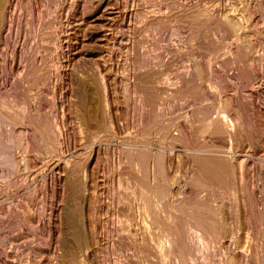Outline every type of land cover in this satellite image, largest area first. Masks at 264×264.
Masks as SVG:
<instances>
[{
	"label": "rangeland",
	"instance_id": "obj_1",
	"mask_svg": "<svg viewBox=\"0 0 264 264\" xmlns=\"http://www.w3.org/2000/svg\"><path fill=\"white\" fill-rule=\"evenodd\" d=\"M34 1L1 10L0 264H264V0Z\"/></svg>",
	"mask_w": 264,
	"mask_h": 264
},
{
	"label": "bare ground",
	"instance_id": "obj_2",
	"mask_svg": "<svg viewBox=\"0 0 264 264\" xmlns=\"http://www.w3.org/2000/svg\"><path fill=\"white\" fill-rule=\"evenodd\" d=\"M6 1L7 0H0V31H1V27H2V15H1V10H2V6L3 5H5V3H6ZM49 1V0H48ZM43 2V3H42ZM49 3V2H48ZM20 4V3H19ZM30 4V3H29ZM28 4V5H29ZM35 4L37 5V7L35 6ZM50 4V3H49ZM31 6V5H30ZM29 6V7H30ZM41 6H47V3H46V1L45 0H35L34 1V4L32 5V7L31 8H34V10L36 9L37 11L38 10H40V7ZM22 9H23V6L21 7ZM4 9V8H3ZM30 9V8H29ZM28 9V10H29ZM32 10V9H31ZM42 11V10H41ZM41 11H39V17H41V21H39L40 22V24H39V28H38V36H40L41 34H42V30H43V28L46 26L45 24L47 23H43V12H41ZM32 12H33V10H32ZM38 13V12H37ZM192 17V16H191ZM225 17H227V16H225ZM229 17V16H228ZM202 18V17H201ZM178 19V18H177ZM195 19V18H194ZM208 20V19H207ZM28 21V20H27ZM31 22H33V20L31 19L30 20ZM29 21V22H30ZM185 21H187V20H185ZM195 21H197V20H195ZM228 21V22H227ZM227 21H225V22H227L228 23V29H229V31H231V32H234L236 29H237V25H236V23L233 21V20H227ZM38 21H37V23H39ZM9 23V22H8ZM35 23V22H34ZM50 22H48V24H49ZM26 24V23H25ZM27 24H28V22H27ZM31 25L32 24H30V27H31ZM191 25V24H190ZM223 25V24H222ZM36 26V25H35ZM189 26V25H188ZM204 26V24H202V23H198V22H194L193 23V26L192 27H190V28H188V29H190L191 31H190V33H191V35L194 37V38H196L197 39V36H198V38H200L204 33H205V28L203 27ZM28 27H29V25H28ZM209 27V26H208ZM225 28V27H224ZM28 29H30V28H28ZM36 30V29H35ZM19 31V30H18ZM29 32H30V30H28ZM207 32V31H206ZM242 32V31H241ZM47 34V33H46ZM216 34V33H215ZM227 34V33H226ZM28 35V34H27ZM30 35V34H29ZM29 35H28V37H29ZM36 35V36H37ZM43 36V35H42ZM16 37V36H15ZM26 37V36H25ZM193 37H191L192 39H193ZM42 38V37H41ZM202 38V37H201ZM26 39H27V37H26ZM25 39V40H26ZM41 40V39H40ZM190 41V40H189ZM25 42V41H24ZM191 42V41H190ZM216 43V42H215ZM251 43V42H250ZM192 44V43H191ZM188 46V45H187ZM214 46V45H213ZM251 47H253V45L251 46ZM250 47V48H251ZM240 48V47H239ZM17 51V50H16ZM34 54H33V51L32 52H30L29 53V55L28 56H24V57H22L21 58V60L23 59V62H25V68H26V70H25V73H24V75H23V84H25V82H26V86H24L23 84L21 85L22 87V91L21 90H19L20 91V93H22V95H24L26 92L25 91H30V89L31 88H33V87H35V86H37L38 87V84H40V79H41V73H39V68L37 67V66H35V64H34V62H33V60L35 59L34 58ZM242 57V56H241ZM43 59V58H42ZM36 60V59H35ZM13 61V60H12ZM43 62V61H42ZM174 62V61H173ZM237 64V63H236ZM246 66V65H245ZM198 67V66H197ZM240 67V66H239ZM250 67V66H249ZM199 70H200V68H198ZM197 69V70H198ZM5 70V69H4ZM197 70H196V73H194V74H196V76L198 75V76H201L200 75V72L198 71L197 72ZM202 70V69H201ZM200 70V71H201ZM244 70V69H243ZM246 71V70H245ZM245 71H244V73H245ZM249 71V70H248ZM247 71V72H248ZM252 72V71H251ZM43 75V74H42ZM206 75V74H205ZM7 76V75H6ZM197 76V77H198ZM247 76V75H246ZM250 76V75H249ZM202 77V76H201ZM200 77V78H201ZM199 78V77H198ZM199 78V79H200ZM22 79V78H21ZM1 82V81H0ZM9 82V81H8ZM22 83V82H21ZM16 86V85H15ZM20 86V85H19ZM195 86V85H194ZM191 87V86H190ZM193 87V86H192ZM18 88V87H17ZM20 89V88H19ZM190 90V89H189ZM196 90H197V88H196ZM201 90V89H200ZM15 91H16V89H15ZM28 91V92H29ZM188 91V90H187ZM191 91V90H190ZM189 91V92H190ZM1 92V91H0ZM185 92V91H184ZM194 92H197V91H195L194 90ZM14 93V92H13ZM192 93V92H191ZM10 94V93H9ZM27 94V93H26ZM205 94V93H204ZM11 95V94H10ZM192 95V94H191ZM25 98H26V95H25ZM11 99V98H10ZM5 100V99H4ZM41 101V100H40ZM6 102V101H5ZM27 102V101H26ZM41 103V102H40ZM23 104V103H22ZM244 106V105H243ZM6 107V106H5ZM11 107V106H10ZM9 110V109H8ZM18 110V109H17ZM29 110V109H28ZM244 110V109H243ZM4 111V110H3ZM9 111H11V109L9 110ZM10 114V113H9ZM243 115H244V113H243ZM12 117H13V115H12ZM5 118V117H4ZM7 118V117H6ZM248 119V118H247ZM2 120V119H1ZM246 120V119H245ZM28 123V122H27ZM45 123V122H44ZM43 123V125H45ZM2 124V123H1ZM14 124V123H13ZM248 124V123H247ZM6 125V124H5ZM2 126V125H1ZM42 126V125H41ZM250 127V126H249ZM44 128V127H43ZM46 128V127H45ZM248 131L250 130V129H247ZM253 137V136H252ZM3 138V137H2ZM10 141V140H9ZM1 143V142H0ZM5 146V145H4ZM3 147V146H2ZM2 151V150H1ZM10 153V152H9ZM160 163H161V161H160ZM160 165V164H159ZM198 169H200V172H201V174H203V173H205L206 171L208 172V173H213V174H216V175H218L220 178H222L224 175H226L227 173H228V169H229V167L227 166V164L226 163H224V161H210V162H204V164H201V163H199V165H198ZM232 167V166H231ZM230 167V168H231ZM233 169V168H232ZM208 175V174H207ZM203 176V175H202ZM206 176V175H205ZM217 177V176H216ZM219 177H218V181H219ZM207 178V177H206ZM209 178V177H208ZM211 179V178H210ZM204 180V179H203ZM209 180V179H208ZM214 180V179H213ZM217 180V179H216ZM221 180V179H220ZM211 181V180H210ZM222 181H224L223 179H222ZM221 182V181H220ZM236 185V184H235ZM165 190V189H164ZM263 193V192H262ZM257 216H259V215H257ZM74 217V216H73ZM81 238V237H80Z\"/></svg>",
	"mask_w": 264,
	"mask_h": 264
}]
</instances>
